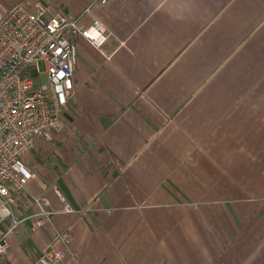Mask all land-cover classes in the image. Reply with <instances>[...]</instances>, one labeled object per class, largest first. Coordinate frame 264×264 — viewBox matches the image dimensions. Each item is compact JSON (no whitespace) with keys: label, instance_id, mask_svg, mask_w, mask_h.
Instances as JSON below:
<instances>
[{"label":"crops","instance_id":"crops-1","mask_svg":"<svg viewBox=\"0 0 264 264\" xmlns=\"http://www.w3.org/2000/svg\"><path fill=\"white\" fill-rule=\"evenodd\" d=\"M32 1L77 17L92 0H0V16ZM94 19L110 36L74 40L63 131L23 157L56 213L20 224L0 264L49 245L57 264H264V0H110Z\"/></svg>","mask_w":264,"mask_h":264},{"label":"built area","instance_id":"built-area-1","mask_svg":"<svg viewBox=\"0 0 264 264\" xmlns=\"http://www.w3.org/2000/svg\"><path fill=\"white\" fill-rule=\"evenodd\" d=\"M110 0H92L77 17L51 12L40 1L27 6L15 4L2 9L0 16V256L8 250L7 238L25 220L32 229L51 223L52 210L45 195L34 196L26 186L35 174L24 164V155L34 151L39 142L53 140L64 129L63 114L73 92L76 67L74 40H85L101 50L110 33L103 23L94 19L88 26L79 18L90 13L95 5ZM39 63L44 64L40 72ZM45 76V83L41 76ZM62 204L61 213L74 209L61 193L54 189ZM26 195L31 211L16 217L18 196ZM71 234L55 232L53 241L69 243ZM50 246V245H49ZM37 256L39 264H57L60 252L50 247Z\"/></svg>","mask_w":264,"mask_h":264},{"label":"rangeland","instance_id":"rangeland-1","mask_svg":"<svg viewBox=\"0 0 264 264\" xmlns=\"http://www.w3.org/2000/svg\"><path fill=\"white\" fill-rule=\"evenodd\" d=\"M39 69H40V72H43L44 71L45 67H44V64L43 63H39ZM41 82L42 83H45L46 82L44 75L41 76Z\"/></svg>","mask_w":264,"mask_h":264}]
</instances>
